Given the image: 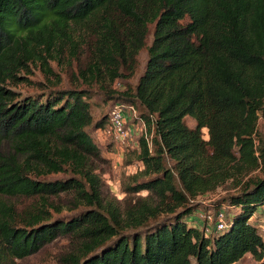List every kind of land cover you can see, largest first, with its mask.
<instances>
[{"label": "trees", "instance_id": "trees-1", "mask_svg": "<svg viewBox=\"0 0 264 264\" xmlns=\"http://www.w3.org/2000/svg\"><path fill=\"white\" fill-rule=\"evenodd\" d=\"M151 28L144 70L130 85ZM65 54L83 78L122 80L118 98L140 109L146 128L125 187L146 195L111 221L88 210L53 218L48 199L74 190L100 205L92 164L100 150L87 129L108 116L94 118L91 90L41 84L22 96L3 85L29 61ZM260 117L264 0H0V195L23 202L0 201V264L69 234L81 249L62 264H234L246 254L264 264V238L250 221L264 205ZM65 171L73 177L44 179ZM227 181L238 190L226 226L206 234L189 225L193 201Z\"/></svg>", "mask_w": 264, "mask_h": 264}, {"label": "rangeland", "instance_id": "rangeland-1", "mask_svg": "<svg viewBox=\"0 0 264 264\" xmlns=\"http://www.w3.org/2000/svg\"><path fill=\"white\" fill-rule=\"evenodd\" d=\"M79 30L72 31V40L80 41L84 34ZM152 28L146 37L145 47L141 49L138 58V67L135 75L129 80L130 85H135L137 79L142 74L146 60L148 58L147 47L152 40ZM48 66L55 75H50L47 71ZM19 79L16 81L7 80L3 85L16 91L20 95H27L40 92V85L47 84L57 88L69 89L74 86L86 88L91 90L92 112L94 118L100 116H108L110 110L119 105L122 107L125 114V121L127 129H130L129 136L125 144L120 145L111 141V139L103 137L99 134L96 128L92 125L87 129L93 142L100 150V157L92 158V164L96 168L100 181V205L95 202H90L80 197L76 191L70 190L67 192H60L58 195H50L48 197L52 205L51 215L53 218L69 219L81 211L88 210L89 213L98 211L106 220L111 221V213H119L123 211L125 204L128 201H133L139 196H145L146 192L137 194H130L126 191V185L130 182L131 177L139 171V165L136 158V150L138 148V138L145 133V126L143 119L140 118V109L136 105H129L124 103L118 96L125 90L123 81L120 79L110 83L109 80H94L90 74L83 78L78 73L77 64L70 60L69 56L55 55V57L47 58V62L43 63L38 60H31L28 62V69H22L19 73ZM185 122L194 127L195 122L186 117ZM258 133L264 136V122L262 117L258 119ZM206 136V130H203ZM250 175L261 174L258 171L252 172ZM68 177H73L68 172H60L49 174L44 177L47 181L62 180ZM43 179V178H42ZM177 186L180 187L177 182ZM238 189L233 188L229 181L217 187L214 191L199 196L193 205L197 204L196 211L189 217L188 224L203 229L205 226L209 228L207 234L215 229L213 224L204 225L200 214L207 211H215L220 207H224L227 219L230 218L232 208L228 204L229 195L235 193ZM6 203H15L21 207L23 202L20 199L10 198L5 195H0V201ZM264 205L260 206L251 217V222L254 223L259 233L264 238V214L260 212ZM260 214L258 215V213ZM258 215V216H257ZM139 231L141 229H138ZM127 233V232H124ZM81 249L80 239L77 236L59 235L51 243L46 244L40 251L23 259H14L12 264H62L63 259L68 254H77ZM234 264H256V261L250 254H246L240 261Z\"/></svg>", "mask_w": 264, "mask_h": 264}, {"label": "built area", "instance_id": "built-area-1", "mask_svg": "<svg viewBox=\"0 0 264 264\" xmlns=\"http://www.w3.org/2000/svg\"><path fill=\"white\" fill-rule=\"evenodd\" d=\"M97 131L103 137L120 145L125 144L130 129L126 127L125 114L121 106L115 105L109 112L107 123ZM204 225L213 224L216 230H222L226 226L227 215L224 207L207 211L199 215ZM203 231L207 234L209 228L205 226Z\"/></svg>", "mask_w": 264, "mask_h": 264}, {"label": "crops", "instance_id": "crops-1", "mask_svg": "<svg viewBox=\"0 0 264 264\" xmlns=\"http://www.w3.org/2000/svg\"><path fill=\"white\" fill-rule=\"evenodd\" d=\"M260 212H262V213L264 214L263 209H261V208H260ZM260 212L258 213V215L260 214ZM258 215H257V216H258ZM263 216H264V215H263Z\"/></svg>", "mask_w": 264, "mask_h": 264}]
</instances>
